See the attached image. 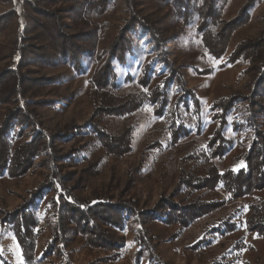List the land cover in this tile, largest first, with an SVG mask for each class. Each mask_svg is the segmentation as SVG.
Masks as SVG:
<instances>
[{
	"label": "trees",
	"instance_id": "obj_1",
	"mask_svg": "<svg viewBox=\"0 0 264 264\" xmlns=\"http://www.w3.org/2000/svg\"><path fill=\"white\" fill-rule=\"evenodd\" d=\"M171 1L162 0L161 3L167 5ZM257 1L247 0L232 18L225 17L224 5L218 0H174L172 6L184 23L198 20L195 29L203 51L220 58L227 53L233 34L249 21ZM62 2L67 4L49 8ZM116 2L26 0V23L15 40V54L19 53V60L15 65L8 64L0 69V104L14 105L6 112L0 127V177L20 178L35 166L49 170L22 205L12 211L0 209V226L11 227L26 264H81L74 258L76 248H70L76 236L82 238L85 248L119 254L124 246L123 232L129 224L136 227L135 239L139 247L136 264H140L145 253L149 254L147 264H168L156 253L147 224L159 222L184 229L245 198L250 199L247 229L264 236V199L252 198L257 192L264 191V127L258 122V117L264 114V26L260 35L240 42L228 58L230 63L247 60L253 66L255 77L249 84L248 94L238 93L213 102L212 118L218 125L205 144H195L190 154L193 166L181 177L170 196L161 198L153 208L145 210L135 199L115 200L113 182L107 185V190H94L91 197L86 196L87 178L99 171L96 160L85 168V174L76 184L66 185L73 179L68 177L73 173H63V168L75 165L81 149L93 148L98 152L99 161L105 156L121 158L133 151L135 124L117 127L115 120L134 114L146 104L154 105L155 114L167 121L164 122L167 147L175 148L185 139H194L193 127L186 119L194 122L198 130L201 127L199 98L188 85L182 66L168 57L166 38L161 37L157 26L143 15L141 0H124L128 17L109 46L96 52L100 40L98 29L103 23L99 19L108 14ZM69 13L75 14L76 19L91 26L92 30L68 33L64 15ZM13 15V10L0 13V34ZM41 26L52 33L55 53L39 43L40 32L37 30ZM138 30L151 36L160 57L151 56L146 60L137 81L127 77L133 83V89L127 91L122 89L116 64L126 65L128 56L136 53ZM87 60L97 63L89 80L90 116L64 132H45L41 128L38 107L51 101L34 100L33 97L42 87L58 83L64 76L58 74L39 80L31 76L30 67L66 63L85 72ZM240 112L247 116L244 125L237 119ZM185 113H188L187 117ZM230 116L233 120H229ZM228 126L238 132L251 129L248 140L229 137ZM28 130L31 133L25 139ZM61 143L71 147L63 151L58 148ZM134 170L129 171L131 180ZM180 187L186 195L178 196ZM221 191L227 194L223 198L219 197ZM206 193L211 199H207ZM40 203L49 207L55 220L41 254L36 215ZM54 257H57V263Z\"/></svg>",
	"mask_w": 264,
	"mask_h": 264
},
{
	"label": "rangeland",
	"instance_id": "obj_2",
	"mask_svg": "<svg viewBox=\"0 0 264 264\" xmlns=\"http://www.w3.org/2000/svg\"><path fill=\"white\" fill-rule=\"evenodd\" d=\"M25 1L0 0V13L14 11L7 28L0 34V69L8 64L15 65L19 60V53L15 54L17 48L15 40L26 23ZM141 1L146 20L155 24L159 35L166 38L168 57L176 65L182 66L188 85L194 89L199 98L201 127L198 130L194 122L191 123L185 118L193 127L194 139L190 141L185 139L175 148L167 147L164 134V124L167 121L155 114L154 105L146 104L134 114L115 120L117 127L125 123L135 124L133 151L129 155L121 158L105 156L99 161L98 152L91 147H85L79 151L80 157L75 165L65 166L63 173H73L68 176L73 179L67 181L66 185H74L77 179L85 174V168L96 160L95 163L97 162L99 167L98 174L87 178L88 188L84 194L91 197L94 190L105 191L108 188L107 185L113 182L111 186L115 200L135 199L139 207L145 210L153 208L161 198L170 196L181 177L192 168L193 160L190 154L195 144L198 146L205 144L218 125L212 118L213 102L218 98L230 97L238 93L248 94L249 84L255 77L253 66L247 60L230 63L228 58L240 42L260 35L264 26V0L257 1L249 21L233 34L227 53L220 58L203 51L201 39L195 29L198 20L184 23L172 6L174 0L167 5H162V0ZM246 1L218 0L224 5L226 18H232L238 14ZM65 4L67 3L62 2L51 5L49 8L65 6ZM128 15L124 0H117L115 7L99 19L103 23L98 29L100 40L97 53L109 46ZM64 16L65 30L68 33L92 30L91 26L76 19L75 14L69 13ZM43 20L47 22L45 17ZM37 31L40 32L39 43L44 44L47 51L55 53L56 42L50 30L41 26ZM137 34L136 53L128 56L126 65L116 64L122 89L127 91L133 89L132 80L128 81L127 77L131 76L134 81H137L146 60L151 56L160 57L159 51L153 46L151 36L141 30H138ZM86 64L88 66L85 72L77 71L66 63L58 66L44 64L30 67L31 76L39 80L58 74L64 76L60 82L42 87L33 97L34 100L51 101L46 106L38 107L41 128L45 132H64L72 125L82 124L90 116L92 107L89 100V80L97 63L87 60ZM10 107L14 105L0 104V127ZM184 116L187 117L188 113ZM246 118V114L240 112L237 119L244 122ZM229 120H233V117L230 116ZM245 122L242 124L244 125ZM258 122L264 127V114L258 117ZM226 130L231 138L242 137L248 140L251 134V129L238 132L233 129V126H228ZM30 133V130L26 131L24 138H29ZM70 147V144L65 143L58 146L63 151ZM131 169H135L132 180L129 175ZM48 173L47 167L35 166L20 178L1 176L0 209L12 211L22 205ZM179 194L186 195L184 189L180 190L178 196ZM226 195L221 191L219 197L223 198ZM206 197L211 199L208 193ZM252 198L264 199V191L257 192ZM249 200L245 198L229 204L228 207L200 218L184 229L179 225H165L159 222L147 224L154 238L156 253L168 264H264V236L249 232L246 226ZM48 209L49 207L41 203L36 208L39 220V254L48 243L51 227L55 223L52 212ZM135 232L134 224L126 227L123 232L124 246L119 254L85 248L79 236L74 237L70 248H76L74 258L81 264L91 261L95 264H136L138 262L136 253L139 247ZM148 257L149 254L145 253L139 263L147 264ZM53 259L55 263L58 262L57 257ZM0 264H26L20 244L10 226H0Z\"/></svg>",
	"mask_w": 264,
	"mask_h": 264
}]
</instances>
